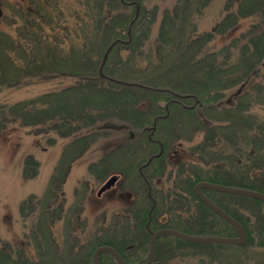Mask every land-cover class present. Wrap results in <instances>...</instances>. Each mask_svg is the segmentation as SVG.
<instances>
[{
    "label": "trees",
    "instance_id": "16d2710c",
    "mask_svg": "<svg viewBox=\"0 0 264 264\" xmlns=\"http://www.w3.org/2000/svg\"><path fill=\"white\" fill-rule=\"evenodd\" d=\"M209 1L177 0L174 8L163 9L153 40L156 10L139 5L128 36L135 8L120 0H28L14 11L17 26L0 37V93L40 83L51 88L0 101V131L17 124L34 135L66 138L59 167L64 161L70 167L98 142L100 156L88 164V173L99 181L107 174L121 176L122 187L137 198L87 233L84 223L78 226L81 234L72 242L77 227L69 229L64 256L38 246L44 238L53 245L50 227L63 213V208L54 213L51 202L42 205L32 237L44 251L29 257L22 248L0 250V264H93V252L102 245L114 248L127 264H143L152 201L138 168L159 144L161 154L142 168L155 202L149 228L237 236L197 198L194 187L205 181L264 194V120L251 114L256 97H264V0H228L215 26L196 33L190 23ZM245 21L248 26L240 32ZM117 39L128 42L109 51L104 78L102 56ZM171 93L189 96L169 102ZM157 116L164 118L150 135ZM37 171L38 163L28 156L23 179ZM203 193L241 224L245 243L199 244L161 236L152 264H223L222 251L235 255L237 264H264V203L210 189ZM79 207L78 217L84 209ZM99 264L118 263L101 253Z\"/></svg>",
    "mask_w": 264,
    "mask_h": 264
},
{
    "label": "rangeland",
    "instance_id": "374dc122",
    "mask_svg": "<svg viewBox=\"0 0 264 264\" xmlns=\"http://www.w3.org/2000/svg\"><path fill=\"white\" fill-rule=\"evenodd\" d=\"M27 1L3 0L1 2L0 37L14 31L17 22L13 13L18 10L19 5L24 6ZM129 1L126 0V2ZM137 1L140 6L156 10L150 35V39L153 40L158 30L163 9L174 8L177 0ZM227 1L210 0L200 14L194 15L193 22L190 24H192L195 32L210 31L223 15ZM247 26L248 21H245L240 32ZM226 40L225 37L220 40L217 39L216 43L221 44L222 41ZM262 73L264 74V69ZM49 88H51L50 83H40L14 90H3L0 93V101L6 99L9 102H15L34 97ZM256 99L257 103L252 108L251 114H254L252 116L260 122L262 119L264 120V97L257 96ZM145 131L149 133V129ZM64 143H66V138L34 135L29 132L28 127H21L17 124L9 125L0 131V250L7 249L14 253L17 249L22 248L29 257L39 256L40 252L44 250H39L35 246L32 233L35 224L38 222L41 206L51 202L53 208L56 207L55 209L51 208L54 213H58V208H63L62 217L60 219L54 217V222L50 227V237L54 246L48 242L49 238H44L43 243L38 246L41 248L45 246L46 250H50V253H54L56 256H64L66 255L64 246L66 241L67 243L69 241V229L74 226L77 227V230L70 237L72 242L76 239L74 237L81 234L78 226L84 223L85 233H87L100 222L108 223L114 214L121 212L123 207L137 198L136 196L133 199L130 198V191L122 187L121 176L108 190L100 195L97 194L101 185L113 175L107 174L99 181L88 173V164L100 156L98 142L91 146L87 153L75 159L70 167L66 161L63 163V168L59 167L63 158L62 147ZM28 156H31L38 163V171L34 178L25 180L22 173L24 161ZM64 173L65 178L61 182L59 177L60 174ZM56 177L57 181H55ZM30 198L32 199L31 203H25ZM81 205L84 209L77 210L79 211L76 213L79 214L78 217L74 212L81 208L79 207ZM31 209H34V212L32 211L30 214ZM40 235L41 233L38 237ZM222 253L223 258L219 259L222 260L223 264H237L239 261L232 253L227 251H222ZM50 259L54 262L57 260L52 256Z\"/></svg>",
    "mask_w": 264,
    "mask_h": 264
},
{
    "label": "water",
    "instance_id": "95a60500",
    "mask_svg": "<svg viewBox=\"0 0 264 264\" xmlns=\"http://www.w3.org/2000/svg\"><path fill=\"white\" fill-rule=\"evenodd\" d=\"M3 0H0V17H1V2ZM138 6L136 7V11H135V15L133 17V19L130 21L128 28H127V34L129 36L130 34V27L133 24V22L135 21L137 15H138ZM117 42H127V41H122L120 39L114 40L112 41L106 48L103 56H102V60H101V64L99 67V74L106 78L105 76H103L102 74V67L105 64L109 51L112 49V47L117 43ZM262 68L264 69V58L262 61ZM113 81L122 83V84H127V85H133L135 83H127V82H121V81H117L114 79H111ZM147 88V87H146ZM151 89V88H148ZM174 97L176 98H183L189 95H179L176 93H171ZM171 101H178L177 99H172ZM168 102V103H169ZM167 103V104H168ZM160 118H164V116H157L154 118L153 121V125L151 127V132L150 134H152L155 130L156 127V121ZM160 145V149L158 151V153L151 155L146 162L141 165V167L139 168V173L141 175V177L144 179V181L146 182L147 186H148V196L151 198L152 200V204L151 207L148 211V221L146 223V228L150 234V239H149V251H148V255L146 257V260L143 264H152L154 255H155V243L156 240L161 237V236H173L179 239H182L184 241L187 242H191V243H199V244H223V245H243L246 241V233L245 230L243 229V227L241 226V224L236 221L233 217H231L229 214H227L223 209H221L215 202H213L210 198H208L204 193H203V189H210L213 191H217V192H221V193H226V194H232V195H237V196H242V197H247V198H251V199H255L258 200L262 203H264V194L259 192V191H254V190H250V189H245V188H239V187H231V186H225V185H220V184H214V183H210V182H199L195 185L194 187V193L197 196V198L207 207L209 208L212 212H214L217 216H219L220 218H222L224 221H226L227 223H229L230 225H232L236 231H237V236L236 237H228V236H198V235H190V234H186L183 233L179 230L176 229H171V228H162V229H158V230H151L149 228V221H150V217H151V211L154 207V200L151 197L150 194V186L148 184V181L146 180L145 176L142 173V168L145 167L146 165H148L150 163V161L159 156L162 152V146ZM117 180V176L113 175L111 177H109L103 184L102 186L98 189L97 194L100 195L102 192H104L105 190L109 189ZM101 253H109L118 264H127L123 258L121 257V255L112 247L107 246V245H102L97 247L92 255V262L93 264H99V255Z\"/></svg>",
    "mask_w": 264,
    "mask_h": 264
},
{
    "label": "flooded vegetation",
    "instance_id": "af4514ba",
    "mask_svg": "<svg viewBox=\"0 0 264 264\" xmlns=\"http://www.w3.org/2000/svg\"><path fill=\"white\" fill-rule=\"evenodd\" d=\"M136 0H130L129 2H128V5H133V6H135L134 5V2H135ZM123 4H127V2H123Z\"/></svg>",
    "mask_w": 264,
    "mask_h": 264
}]
</instances>
